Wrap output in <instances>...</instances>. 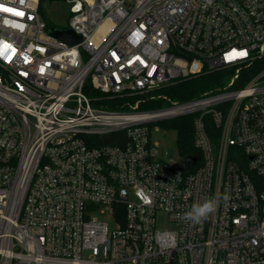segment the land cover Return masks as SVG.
I'll return each mask as SVG.
<instances>
[{
    "label": "built area",
    "instance_id": "obj_1",
    "mask_svg": "<svg viewBox=\"0 0 264 264\" xmlns=\"http://www.w3.org/2000/svg\"><path fill=\"white\" fill-rule=\"evenodd\" d=\"M46 2L68 5L66 28L44 16ZM0 6V264H264V0ZM204 70L223 71L226 85L162 97L153 111L138 100L130 112L96 108L83 92L88 82L154 98ZM188 115L193 170L179 153L158 159L150 138L158 122ZM118 131L124 140L103 142ZM208 199L207 219H185Z\"/></svg>",
    "mask_w": 264,
    "mask_h": 264
},
{
    "label": "trees",
    "instance_id": "obj_2",
    "mask_svg": "<svg viewBox=\"0 0 264 264\" xmlns=\"http://www.w3.org/2000/svg\"><path fill=\"white\" fill-rule=\"evenodd\" d=\"M227 77L223 71L210 72L202 71L200 74L190 76L186 79L176 81L161 87L155 91L154 98L150 95L141 96L138 99L130 95H106L102 94L86 83L83 87L84 94L89 97L92 105L96 108H102L109 111L130 112L131 106L138 100L137 111H153L162 109L166 106L162 97H166L174 102H185L199 97L203 93L222 87ZM159 96V98H157ZM193 116L176 117L169 120L158 122L156 125H162L173 129L176 132V143L178 153L183 157L192 159L190 170L201 165L200 153L193 146ZM124 140V131L112 133L104 139V143H119ZM195 162V163H194Z\"/></svg>",
    "mask_w": 264,
    "mask_h": 264
},
{
    "label": "rangeland",
    "instance_id": "obj_3",
    "mask_svg": "<svg viewBox=\"0 0 264 264\" xmlns=\"http://www.w3.org/2000/svg\"><path fill=\"white\" fill-rule=\"evenodd\" d=\"M44 16L56 27L66 28L68 25L69 13L68 5L55 2H46L41 5ZM85 59V58H84ZM227 82V81H226ZM224 82L223 86L226 85ZM150 138L152 142L156 143L158 159L178 161L179 155L176 143V132L173 129L166 128L162 125H157L151 131ZM162 217V215H161ZM163 218V217H162ZM101 221L109 223L110 228H113L114 224L111 223L107 215L99 216Z\"/></svg>",
    "mask_w": 264,
    "mask_h": 264
},
{
    "label": "clouds",
    "instance_id": "obj_4",
    "mask_svg": "<svg viewBox=\"0 0 264 264\" xmlns=\"http://www.w3.org/2000/svg\"><path fill=\"white\" fill-rule=\"evenodd\" d=\"M225 201L229 199L228 195L223 197ZM217 208V201L208 199L203 203L193 204L191 210L185 214V219L199 224L202 220L207 219L209 214L213 213Z\"/></svg>",
    "mask_w": 264,
    "mask_h": 264
},
{
    "label": "water",
    "instance_id": "obj_5",
    "mask_svg": "<svg viewBox=\"0 0 264 264\" xmlns=\"http://www.w3.org/2000/svg\"><path fill=\"white\" fill-rule=\"evenodd\" d=\"M47 33L56 39L63 41L69 45H76L80 42V37L71 30H60L49 27Z\"/></svg>",
    "mask_w": 264,
    "mask_h": 264
},
{
    "label": "snow or ice",
    "instance_id": "obj_6",
    "mask_svg": "<svg viewBox=\"0 0 264 264\" xmlns=\"http://www.w3.org/2000/svg\"><path fill=\"white\" fill-rule=\"evenodd\" d=\"M0 7H2V6H0ZM5 10L7 11V10H10V9H5ZM18 14H20V13H18ZM243 54H244V53H239V55H243Z\"/></svg>",
    "mask_w": 264,
    "mask_h": 264
}]
</instances>
